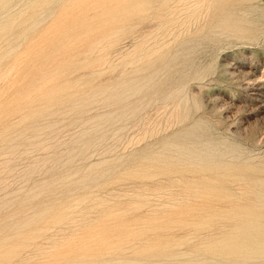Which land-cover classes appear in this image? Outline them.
<instances>
[{"label": "rangeland", "instance_id": "374dc122", "mask_svg": "<svg viewBox=\"0 0 264 264\" xmlns=\"http://www.w3.org/2000/svg\"><path fill=\"white\" fill-rule=\"evenodd\" d=\"M0 264H264V0H0Z\"/></svg>", "mask_w": 264, "mask_h": 264}, {"label": "bare ground", "instance_id": "6f19581e", "mask_svg": "<svg viewBox=\"0 0 264 264\" xmlns=\"http://www.w3.org/2000/svg\"><path fill=\"white\" fill-rule=\"evenodd\" d=\"M149 185V184H148ZM159 187V186H158ZM45 246V245H44ZM34 253V252H33Z\"/></svg>", "mask_w": 264, "mask_h": 264}]
</instances>
